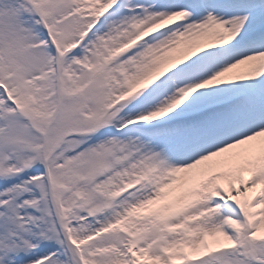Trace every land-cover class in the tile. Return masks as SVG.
Listing matches in <instances>:
<instances>
[{"label": "snow or ice", "instance_id": "6c2138e0", "mask_svg": "<svg viewBox=\"0 0 264 264\" xmlns=\"http://www.w3.org/2000/svg\"><path fill=\"white\" fill-rule=\"evenodd\" d=\"M0 264H264V0H0Z\"/></svg>", "mask_w": 264, "mask_h": 264}]
</instances>
